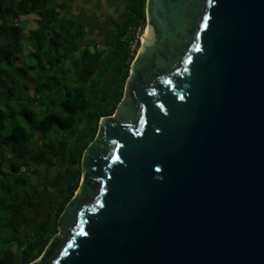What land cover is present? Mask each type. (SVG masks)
<instances>
[{"label": "water", "instance_id": "95a60500", "mask_svg": "<svg viewBox=\"0 0 264 264\" xmlns=\"http://www.w3.org/2000/svg\"><path fill=\"white\" fill-rule=\"evenodd\" d=\"M147 26L31 264H264V0H147Z\"/></svg>", "mask_w": 264, "mask_h": 264}, {"label": "trees", "instance_id": "16d2710c", "mask_svg": "<svg viewBox=\"0 0 264 264\" xmlns=\"http://www.w3.org/2000/svg\"><path fill=\"white\" fill-rule=\"evenodd\" d=\"M146 5L127 1L106 55L100 44L93 50L82 43L92 25L64 16L56 0H0V264H31L58 232L80 186L84 152L100 120L113 115L124 97ZM31 16L36 27L26 36L23 18ZM54 159L70 161V176L64 199L41 220L45 206L29 174L40 176L38 165L50 168ZM26 225L33 233L25 232Z\"/></svg>", "mask_w": 264, "mask_h": 264}, {"label": "rangeland", "instance_id": "374dc122", "mask_svg": "<svg viewBox=\"0 0 264 264\" xmlns=\"http://www.w3.org/2000/svg\"><path fill=\"white\" fill-rule=\"evenodd\" d=\"M63 6L64 16H73L77 19H81L82 22L86 24H91L93 30L87 36V39L83 40L82 43L90 42L91 47L95 48V45L99 46V49L104 51L106 55L110 53L111 38L110 35L113 31L114 20L119 19V13L123 10L125 4L128 0H56ZM27 21L28 28L25 32L26 36L29 34L30 30L36 27V17L31 16L23 18ZM101 21V22H100ZM92 32V34H91ZM144 31L138 30L137 34L140 36V46L142 43V34ZM110 35V36H108ZM109 43V44H108ZM139 47L137 49L136 42L131 46V50L138 53ZM30 48L27 46V52ZM121 51V50H120ZM122 52V51H121ZM124 53V52H123ZM136 53V55H137ZM136 57V56H135ZM25 57L22 56L19 60L20 63L24 62ZM100 124V123H99ZM99 128V127H98ZM99 130V129H98ZM36 148V147H34ZM70 158V157H69ZM68 158V160H69ZM8 167H6L7 169ZM40 176L34 173L29 174V180L32 184H36L37 190L41 199L38 200L44 204L45 209L40 218L41 220L48 219L50 214H53L56 210L57 205L61 200L64 199L63 190L67 187V178H69L71 171L70 161L65 165L60 161L54 159L53 164L50 168L46 165H38ZM82 180V175H81ZM42 200V201H41ZM27 215L30 216L31 212L28 211ZM58 233L60 229L58 227ZM26 233H33L32 226H25ZM55 234V235H56ZM30 238H32L30 236Z\"/></svg>", "mask_w": 264, "mask_h": 264}, {"label": "bare ground", "instance_id": "6f19581e", "mask_svg": "<svg viewBox=\"0 0 264 264\" xmlns=\"http://www.w3.org/2000/svg\"><path fill=\"white\" fill-rule=\"evenodd\" d=\"M147 31H148V26L145 29L144 33L142 34V43H144V44H145V41H146Z\"/></svg>", "mask_w": 264, "mask_h": 264}, {"label": "built area", "instance_id": "2783aa9c", "mask_svg": "<svg viewBox=\"0 0 264 264\" xmlns=\"http://www.w3.org/2000/svg\"><path fill=\"white\" fill-rule=\"evenodd\" d=\"M139 39H140V36L138 35ZM138 45V41L136 42V46Z\"/></svg>", "mask_w": 264, "mask_h": 264}, {"label": "flooded vegetation", "instance_id": "af4514ba", "mask_svg": "<svg viewBox=\"0 0 264 264\" xmlns=\"http://www.w3.org/2000/svg\"><path fill=\"white\" fill-rule=\"evenodd\" d=\"M101 22V21H100Z\"/></svg>", "mask_w": 264, "mask_h": 264}]
</instances>
